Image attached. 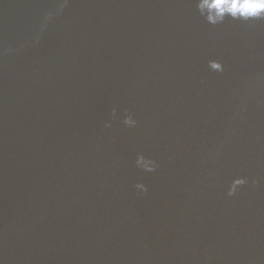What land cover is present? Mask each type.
I'll list each match as a JSON object with an SVG mask.
<instances>
[{
    "label": "water",
    "instance_id": "water-1",
    "mask_svg": "<svg viewBox=\"0 0 264 264\" xmlns=\"http://www.w3.org/2000/svg\"><path fill=\"white\" fill-rule=\"evenodd\" d=\"M0 264H264V20L0 0Z\"/></svg>",
    "mask_w": 264,
    "mask_h": 264
},
{
    "label": "clouds",
    "instance_id": "clouds-1",
    "mask_svg": "<svg viewBox=\"0 0 264 264\" xmlns=\"http://www.w3.org/2000/svg\"><path fill=\"white\" fill-rule=\"evenodd\" d=\"M66 2L67 0H65ZM196 8L199 14L211 25L222 24L229 18L239 21L264 20V0H196ZM208 65L213 71H224V64L219 59L209 60ZM117 111L116 108H113L114 117ZM123 122L129 127L137 124V120L131 113L124 117ZM106 126L110 127V122ZM136 165L149 172L155 171L158 167L155 159L144 154L138 155ZM247 182V177L235 179V184L231 186L229 195H233L237 191V186ZM136 189L145 193L148 191V187L144 183H137Z\"/></svg>",
    "mask_w": 264,
    "mask_h": 264
}]
</instances>
